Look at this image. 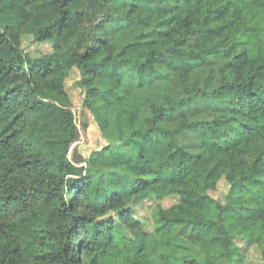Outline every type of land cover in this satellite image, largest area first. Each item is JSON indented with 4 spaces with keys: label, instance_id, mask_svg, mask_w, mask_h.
Wrapping results in <instances>:
<instances>
[{
    "label": "trees",
    "instance_id": "1",
    "mask_svg": "<svg viewBox=\"0 0 264 264\" xmlns=\"http://www.w3.org/2000/svg\"><path fill=\"white\" fill-rule=\"evenodd\" d=\"M128 5L0 0V264H246L250 245L264 259V0ZM113 23L133 36L113 43ZM154 23L159 34L146 39ZM26 36L51 50L32 56ZM122 66L142 82L168 68L180 95L140 101ZM74 68L109 144L86 165L69 157ZM204 68L219 78L211 90L195 79ZM198 99L226 107L203 120L180 114ZM222 178L224 204L210 195ZM169 196L179 202L158 205L147 234L134 204Z\"/></svg>",
    "mask_w": 264,
    "mask_h": 264
},
{
    "label": "rangeland",
    "instance_id": "2",
    "mask_svg": "<svg viewBox=\"0 0 264 264\" xmlns=\"http://www.w3.org/2000/svg\"><path fill=\"white\" fill-rule=\"evenodd\" d=\"M132 1L134 0H120V4L122 7H128V4ZM141 3L144 4L143 2ZM153 3L154 2H151L150 4L152 5ZM159 5L162 6V8H170V6L165 2L159 3ZM160 29L161 27L156 23H154L150 28L145 29V32L148 33L146 35V39L150 40L156 37L159 34ZM133 30L134 29L131 26L113 23L111 26H109L111 41L113 43L115 42V44H120L133 36ZM22 46L24 47V50L35 57L39 56L41 53L51 50L50 44L36 43L33 41L31 36H26L23 38ZM220 63L221 59L215 58L211 62L210 66L217 69ZM121 70L125 75L124 86L128 89L133 97L140 101L148 96H153L157 100H163L168 94L173 97H178L180 95L177 78L175 77L173 71L168 68H163L158 76L147 79L143 82L138 80L134 68L130 66H122ZM207 74V68L198 70L195 73V79H197L199 84L204 86L206 90H211L218 84L219 78L217 77V74H214V76L208 79ZM79 76V70L74 68L69 79L67 80V90L71 100L73 101V112L75 114L76 122L79 128V138L71 146L69 157L71 160L78 163V165H86V162L83 160L88 159L93 152L100 151L109 144L108 139L100 131L92 113L84 107V94L82 90L76 86V81L78 80ZM225 107V104L217 106L213 105L209 101L198 99L193 105L181 111L180 114L192 119L203 120L208 118L210 115L220 112L219 108ZM180 140L185 144L190 143L193 145V139L191 137L189 138L187 136L180 135ZM80 158L81 160L78 161ZM228 192L229 184L225 178H222L218 182L217 188L210 192V195L219 203L224 204L226 202V196ZM178 202V196H169L160 201L155 200L154 198L144 197L134 204V216L137 220L143 222V228L145 232L150 234L156 230L158 225L156 211L158 205L168 208L174 204H177ZM110 217H114V215L110 214ZM116 225L118 226V223ZM119 230L124 234L127 233L129 237H132L131 232H127L124 227L122 228L119 226ZM245 240L247 239H244V241ZM244 241L240 239L237 240V243L240 247H242V250L245 246ZM246 250V264H264V259L257 245H250Z\"/></svg>",
    "mask_w": 264,
    "mask_h": 264
}]
</instances>
